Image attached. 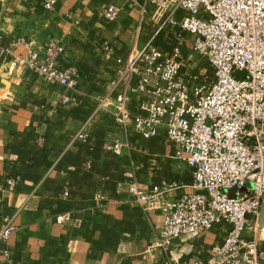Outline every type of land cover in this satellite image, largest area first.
I'll return each mask as SVG.
<instances>
[{"label":"crops","instance_id":"1","mask_svg":"<svg viewBox=\"0 0 264 264\" xmlns=\"http://www.w3.org/2000/svg\"><path fill=\"white\" fill-rule=\"evenodd\" d=\"M0 0V230L8 217L13 231L0 238V264H182L209 260L227 225L197 236L159 244L161 214L134 200L128 187L164 183L173 199L191 190V170L176 157L163 126L149 138L124 126L112 100L123 92L126 109L145 115L146 98L117 78L129 55L139 68L148 45L169 56L178 48L181 79L193 87L214 82V70L192 50L194 35L180 30L142 0ZM120 11L104 18L108 4ZM188 11L177 8V19ZM49 38L63 46L57 65H75L77 84L67 89L41 79L25 63L27 43L40 49ZM104 43L111 46L109 58ZM128 85V86H127ZM151 86V84H148ZM64 97L68 100L64 101ZM106 98V102L103 99ZM120 144V152L109 149ZM16 181L12 190L8 180ZM264 203V202H263ZM67 215L59 222L56 216ZM245 235H251L250 227ZM264 246V227L255 230Z\"/></svg>","mask_w":264,"mask_h":264},{"label":"built area","instance_id":"2","mask_svg":"<svg viewBox=\"0 0 264 264\" xmlns=\"http://www.w3.org/2000/svg\"><path fill=\"white\" fill-rule=\"evenodd\" d=\"M142 2L143 7L150 3L167 12L173 26L194 35L192 50L207 59L215 80L190 92L178 74V48L165 56L148 45L136 55L143 62L141 68L135 65V56L121 62L124 68L117 71L112 83L122 80L129 84L136 74L138 81L131 89L146 98L140 106L145 115H131L126 109V92L118 94L112 106L121 123L125 126L129 117L134 129L146 138L163 126L167 140L177 146L176 157L186 162L192 178L191 190L173 199L164 196L168 189L164 183L148 189L134 183L128 191L144 209L154 205L159 210L162 247L175 237L197 236L215 224L228 226L223 242L212 248L209 260L182 264H264V246L254 235L264 206V0ZM54 3L43 0L42 8L51 10ZM177 8L188 14L173 18ZM119 11L111 3L103 16L115 21ZM27 49L24 63L34 74L67 89L75 87L78 68L57 65L63 52L58 40L49 38L40 49L30 41ZM102 51L109 58L111 46L104 43ZM108 148L120 152V144ZM15 184V180H8V189ZM233 187L239 190L230 197ZM244 188L247 191L240 190ZM56 219L62 222L67 215L59 214ZM4 221L0 238L7 239L13 226L8 217ZM248 227L251 235L247 236L244 231Z\"/></svg>","mask_w":264,"mask_h":264},{"label":"water","instance_id":"3","mask_svg":"<svg viewBox=\"0 0 264 264\" xmlns=\"http://www.w3.org/2000/svg\"><path fill=\"white\" fill-rule=\"evenodd\" d=\"M235 191V187L229 190V196L232 197L230 194H233ZM259 226L264 227V206L261 207L260 217H259Z\"/></svg>","mask_w":264,"mask_h":264},{"label":"rangeland","instance_id":"4","mask_svg":"<svg viewBox=\"0 0 264 264\" xmlns=\"http://www.w3.org/2000/svg\"><path fill=\"white\" fill-rule=\"evenodd\" d=\"M247 183H248V187H250L251 184H250L249 182H247ZM237 190H239V188H236V187H235V191H237ZM240 190H241V191H243V190L245 191L246 188H244V189H240ZM235 191H234V193H235ZM246 191H247V190H246ZM234 193H233V194H230V195H231V196H234ZM228 195H229V192H228ZM249 223H250V224L252 223L251 220H249Z\"/></svg>","mask_w":264,"mask_h":264}]
</instances>
